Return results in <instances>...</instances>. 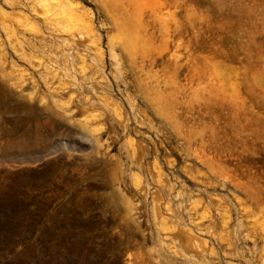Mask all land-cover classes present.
<instances>
[{"label": "rangeland", "instance_id": "obj_1", "mask_svg": "<svg viewBox=\"0 0 264 264\" xmlns=\"http://www.w3.org/2000/svg\"><path fill=\"white\" fill-rule=\"evenodd\" d=\"M0 264H264V0H0Z\"/></svg>", "mask_w": 264, "mask_h": 264}]
</instances>
